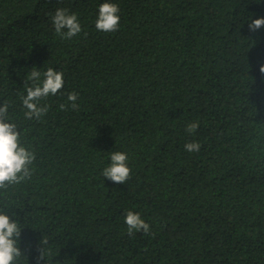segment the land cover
Wrapping results in <instances>:
<instances>
[{"label": "trees", "instance_id": "trees-1", "mask_svg": "<svg viewBox=\"0 0 264 264\" xmlns=\"http://www.w3.org/2000/svg\"><path fill=\"white\" fill-rule=\"evenodd\" d=\"M104 2L119 6L117 31L95 28ZM57 8L80 34L55 33ZM257 17L264 0H0V105L35 153L30 178L0 189V212L21 228L14 264H264ZM32 67L64 73L40 121L20 102ZM116 151L125 184L101 174ZM128 210L151 234L127 235Z\"/></svg>", "mask_w": 264, "mask_h": 264}, {"label": "clouds", "instance_id": "clouds-1", "mask_svg": "<svg viewBox=\"0 0 264 264\" xmlns=\"http://www.w3.org/2000/svg\"><path fill=\"white\" fill-rule=\"evenodd\" d=\"M119 6L115 3L104 2L98 6V15L95 20V28L102 32H114L119 29ZM51 23L56 34L64 39H72L81 33V24L75 13H69L65 8H57L51 15ZM249 32H258L264 28V17L249 18L247 24ZM28 74V81H24L23 87L26 94L20 98L23 109V117L29 121H40L49 111L47 98L55 96L63 88L64 73L49 67L43 73L39 68L32 67ZM264 73V65L259 69ZM43 77V78H41ZM78 93L67 94V101L73 110L78 109L76 103ZM9 103L5 101L0 105V189L10 184L20 183L30 178V165L35 159V153L22 146L21 133L17 124L11 122L8 115ZM61 111L66 110V105H59ZM199 127L198 122L192 121L185 127L189 135L195 133ZM201 145L197 141L187 142L184 149L187 152H199ZM103 178L115 183L125 184L130 178L131 170L128 167V156L124 152L110 153V163L102 170ZM124 223L127 227V235L132 237L135 233L151 234L150 225L146 223L139 213L126 211ZM21 236L20 225L9 215L0 212V264H14L22 251L18 247ZM45 243V241H41Z\"/></svg>", "mask_w": 264, "mask_h": 264}]
</instances>
